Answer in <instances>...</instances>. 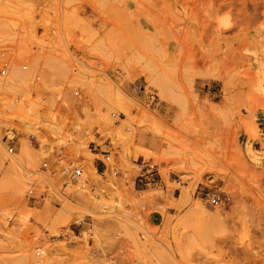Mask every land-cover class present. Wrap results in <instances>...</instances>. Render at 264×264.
I'll return each instance as SVG.
<instances>
[{
  "label": "rangeland",
  "instance_id": "rangeland-1",
  "mask_svg": "<svg viewBox=\"0 0 264 264\" xmlns=\"http://www.w3.org/2000/svg\"><path fill=\"white\" fill-rule=\"evenodd\" d=\"M0 67V264H264V0H0Z\"/></svg>",
  "mask_w": 264,
  "mask_h": 264
},
{
  "label": "built area",
  "instance_id": "built-area-1",
  "mask_svg": "<svg viewBox=\"0 0 264 264\" xmlns=\"http://www.w3.org/2000/svg\"><path fill=\"white\" fill-rule=\"evenodd\" d=\"M24 67L25 66H23V68ZM5 74H6L5 67H0V75H5ZM78 94H79V91L75 90L74 91V95H78ZM8 111H9L8 107H3L2 110H0V112H2V113H7ZM113 115L114 114L112 113V116ZM11 132L13 133V129H11ZM28 137L29 138H33L34 134L29 133ZM13 139H14V136H11V137L4 136V138H3V140L6 142V151H7V153L14 152V146L12 144L13 143ZM102 155H103L104 161H108L109 160L110 155L108 154L107 151L103 152ZM142 164H143V166H142V168L140 170L139 176L140 177H144V182L145 183L154 181L155 178L159 177L158 167H157V165L155 163H151V162L148 163V162H144L143 161ZM45 165H46V163L44 162L42 164V167H44ZM113 173L115 174L116 170H114ZM80 174H81V169L75 167L74 170H73V175L74 176H79ZM29 193H31V190H29ZM209 201L212 204H220L222 202V197L219 194H212L210 196V198H209Z\"/></svg>",
  "mask_w": 264,
  "mask_h": 264
},
{
  "label": "bare ground",
  "instance_id": "bare-ground-1",
  "mask_svg": "<svg viewBox=\"0 0 264 264\" xmlns=\"http://www.w3.org/2000/svg\"><path fill=\"white\" fill-rule=\"evenodd\" d=\"M162 83H160V85H161ZM90 165H88V167L90 168V167H92L91 166V162L89 163ZM41 252H44V250H41Z\"/></svg>",
  "mask_w": 264,
  "mask_h": 264
}]
</instances>
